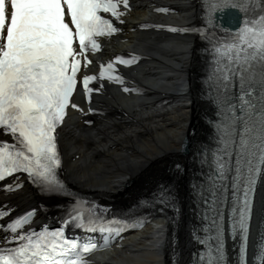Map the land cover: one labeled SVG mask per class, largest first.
Masks as SVG:
<instances>
[{
	"label": "snow or ice",
	"instance_id": "6c2138e0",
	"mask_svg": "<svg viewBox=\"0 0 264 264\" xmlns=\"http://www.w3.org/2000/svg\"><path fill=\"white\" fill-rule=\"evenodd\" d=\"M210 7L220 12L237 4L214 0ZM121 8H129V0H0V131L13 140L0 141V181L23 173L41 192L62 194L65 185L58 175L61 158L55 133L67 109H78L72 103L74 92L82 86L90 100L93 91L100 90L90 87L91 82L107 79L123 83L122 77L114 74L115 65L136 61L134 56L116 57L99 66L98 76L82 71L93 64L88 53L101 49L97 38L119 31L102 13L123 23ZM215 53L219 82L225 89H238V93L234 103L225 102L230 120L221 137L223 155L216 157L219 187L212 195L223 203L231 193L232 235L240 240L239 264H247L252 197L264 173V15L245 20L232 42L216 47ZM22 187L17 181L5 185V190L19 191ZM36 211L31 209L6 225L15 234L14 246L0 247V264H88L85 254L97 246L67 238L64 228L50 230L45 226L39 232H20L31 224ZM9 215L10 210L0 205V220ZM82 219L83 213L77 210L64 223ZM218 219L223 220V213H218ZM217 233L218 247L215 254H209L207 264H224L226 259L222 226ZM255 259L264 264V243Z\"/></svg>",
	"mask_w": 264,
	"mask_h": 264
},
{
	"label": "bare ground",
	"instance_id": "6f19581e",
	"mask_svg": "<svg viewBox=\"0 0 264 264\" xmlns=\"http://www.w3.org/2000/svg\"><path fill=\"white\" fill-rule=\"evenodd\" d=\"M200 1L134 0L133 21L150 18L185 30L130 31L126 40L107 45V57L124 52L138 56L139 63L128 70L123 83L100 89L87 108H93V114L72 113L69 123L59 128L64 174L72 184L109 196H130L152 183L157 170L180 154L199 111ZM161 8L167 11H158ZM125 87L130 91H123ZM43 201L29 187L20 193L21 205ZM263 203L264 183L257 215ZM169 234L166 220L154 219L89 264H171ZM187 255L183 264H190ZM179 261L182 264V256Z\"/></svg>",
	"mask_w": 264,
	"mask_h": 264
},
{
	"label": "rangeland",
	"instance_id": "374dc122",
	"mask_svg": "<svg viewBox=\"0 0 264 264\" xmlns=\"http://www.w3.org/2000/svg\"><path fill=\"white\" fill-rule=\"evenodd\" d=\"M198 113H199V111H198ZM159 170H160V168L157 170V172H159ZM157 175H158V173H157ZM153 178H151V179H153ZM151 179H147V181L151 180ZM193 179H194V176H189V175L187 176V180H185L186 182L184 181V188H183L184 190L182 193H184L185 190H189L190 188H192L193 182H194ZM260 192H261V190H260ZM259 195L261 196V193ZM189 218H190V213H189L188 203H185L184 215L182 218L181 233H180L179 240H178L179 245L181 247L180 256H182V264H183L184 257H188L187 253H189L188 252L189 251V248H188V238L189 237L188 236H189V233L191 232V228H190V224H189ZM169 248H170V246H169ZM184 250H186L187 253ZM188 259L189 258H186L185 263H187Z\"/></svg>",
	"mask_w": 264,
	"mask_h": 264
}]
</instances>
